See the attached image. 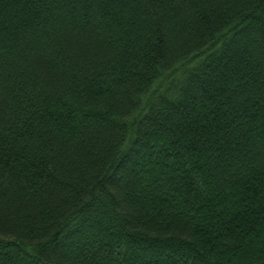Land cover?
Segmentation results:
<instances>
[{
  "label": "trees",
  "instance_id": "1",
  "mask_svg": "<svg viewBox=\"0 0 264 264\" xmlns=\"http://www.w3.org/2000/svg\"><path fill=\"white\" fill-rule=\"evenodd\" d=\"M0 264H264V0H0Z\"/></svg>",
  "mask_w": 264,
  "mask_h": 264
}]
</instances>
